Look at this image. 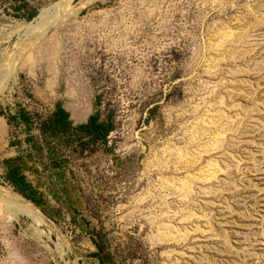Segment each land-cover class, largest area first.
<instances>
[{
	"label": "rangeland",
	"instance_id": "rangeland-1",
	"mask_svg": "<svg viewBox=\"0 0 264 264\" xmlns=\"http://www.w3.org/2000/svg\"><path fill=\"white\" fill-rule=\"evenodd\" d=\"M61 1L0 2V264H99L98 235L117 264H264V0H71L38 27ZM58 106L107 145L44 132Z\"/></svg>",
	"mask_w": 264,
	"mask_h": 264
},
{
	"label": "trees",
	"instance_id": "trees-1",
	"mask_svg": "<svg viewBox=\"0 0 264 264\" xmlns=\"http://www.w3.org/2000/svg\"><path fill=\"white\" fill-rule=\"evenodd\" d=\"M5 0H0V2ZM20 120L26 124L31 123V117L24 111L20 114ZM12 117L11 120H15ZM42 130L54 134L58 138V134H68L71 132H78L83 140L82 144L96 143L101 141L107 145L110 134L115 130V125L112 121H102L100 115L95 113L90 116L88 121L79 126H73L70 121V116L61 106L57 107L54 115L42 123ZM85 139V140H84ZM6 179L15 187L16 191L21 193L27 199L36 204L41 203V194L38 189L27 179L19 166L9 164ZM99 241H94L96 252L93 257L98 260L99 264H117L115 256L106 246L102 237L98 235Z\"/></svg>",
	"mask_w": 264,
	"mask_h": 264
},
{
	"label": "bare ground",
	"instance_id": "bare-ground-1",
	"mask_svg": "<svg viewBox=\"0 0 264 264\" xmlns=\"http://www.w3.org/2000/svg\"><path fill=\"white\" fill-rule=\"evenodd\" d=\"M70 1L71 0H63L51 6L50 8L42 11L39 17L35 21L37 26L42 28L43 30H47L49 28H52V26H56L59 22L66 20L69 17V14H68V10L65 8V7L68 8V6H66L65 4H67ZM29 31L31 32L30 29ZM15 74L16 73L13 68L12 69L8 68L5 71L0 70V103L2 102L1 97L7 91L9 84L12 81H14V78L16 76ZM1 201L7 204L12 210L17 211V213L23 214L31 218L32 220L38 222L39 216L36 213L29 211V209H26L25 207H22V206H15V205L9 204L7 200L2 199V198H1Z\"/></svg>",
	"mask_w": 264,
	"mask_h": 264
},
{
	"label": "water",
	"instance_id": "water-1",
	"mask_svg": "<svg viewBox=\"0 0 264 264\" xmlns=\"http://www.w3.org/2000/svg\"><path fill=\"white\" fill-rule=\"evenodd\" d=\"M66 5V4H65ZM65 5H64V7H65Z\"/></svg>",
	"mask_w": 264,
	"mask_h": 264
}]
</instances>
